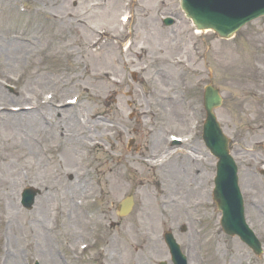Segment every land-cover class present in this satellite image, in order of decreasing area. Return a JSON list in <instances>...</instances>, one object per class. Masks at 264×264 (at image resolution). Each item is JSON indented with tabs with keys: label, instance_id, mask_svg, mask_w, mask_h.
Returning a JSON list of instances; mask_svg holds the SVG:
<instances>
[{
	"label": "rangeland",
	"instance_id": "rangeland-1",
	"mask_svg": "<svg viewBox=\"0 0 264 264\" xmlns=\"http://www.w3.org/2000/svg\"><path fill=\"white\" fill-rule=\"evenodd\" d=\"M9 1L7 5L0 2V78L13 93L1 87L0 106L27 107L51 95L57 102L53 105L63 106L78 97L76 108L58 110L68 114L75 109L84 118L91 113L103 116L102 129L79 130L83 136L90 130L100 144L99 149L89 151L87 177L96 183L98 171L110 167L114 179L100 189L117 193L96 194L70 217L68 207L51 201L46 193L49 186L62 187L63 180L73 182L79 176L76 169L64 166L63 148L42 134L41 145L34 147L31 158L27 150H14L16 137L11 132L0 130V141L5 140L0 142V229L5 222L13 223L7 234L0 232V259L3 249L11 245L21 264H52L43 248L50 242V254L60 264H171L162 239L163 233L171 232L188 264H264V17L224 41L212 33L196 34L178 0H130V29L117 21L127 13L129 0ZM100 1L107 7L104 14L93 6ZM164 17L173 18L174 26L164 28ZM105 30L121 34L120 42L125 39L122 35L132 32L131 47L126 51L106 41L107 34L100 35ZM94 40L101 48L91 53L95 49L89 44ZM140 48H144L143 55L137 51ZM4 50L10 62L1 55ZM177 60L181 63L174 66ZM80 62L110 78L92 83ZM158 68L167 77L156 80ZM110 81L118 82L114 91ZM209 83L222 97L215 115L230 139L246 221L262 246L259 257L237 238L223 234L212 202L215 159L201 140L202 97ZM154 89L161 95H150ZM166 90L179 98L178 105L165 101ZM101 94L107 96L100 101ZM175 106L176 114L172 113ZM155 115L160 118L156 120ZM109 123L117 125L116 133L110 131ZM50 132L56 137V132ZM172 136L192 143L172 149L168 143ZM158 152L163 156L172 152L163 169L141 159ZM183 153H192L195 162L183 164V172L177 175L173 170ZM187 180L195 187L188 194L183 192ZM27 187L39 191L31 210L19 203ZM158 190L161 206L151 196ZM128 196L133 197L132 212L120 218L118 205ZM11 198L16 210L9 208ZM44 198L46 208L41 213L38 207ZM43 226H55L45 240L38 235ZM107 239L112 240L109 247ZM134 244L141 248L147 244V248L140 252ZM81 245H87L84 252ZM156 246L157 252L152 250ZM105 250L113 251V260L106 261Z\"/></svg>",
	"mask_w": 264,
	"mask_h": 264
},
{
	"label": "bare ground",
	"instance_id": "bare-ground-1",
	"mask_svg": "<svg viewBox=\"0 0 264 264\" xmlns=\"http://www.w3.org/2000/svg\"><path fill=\"white\" fill-rule=\"evenodd\" d=\"M0 2H2L5 5L11 3V1L9 0H0ZM105 8L107 7H104L101 10L96 9L95 11L103 12L104 14ZM110 8L111 7H108L107 10L109 11ZM139 9L141 8L139 7ZM114 19L115 18H112V20ZM123 19H126V18L123 17ZM115 22L116 21H113L114 25L117 24ZM205 32L206 31L202 33H205ZM127 44L125 46H127ZM131 45H132V41L130 45L126 47V51L131 47ZM89 46H91V48H95L97 46V42H94V43L92 42L89 44ZM100 48L101 47L99 45L98 49H96L94 52H91V53H96L98 50H100ZM143 50L144 48H140V50H137V51L141 55H143ZM3 52L4 53L1 54L3 58L8 59L7 62H10L11 60L10 57L8 55H5L8 52H6V50H4ZM80 63H81V66L83 67L84 73H87L90 76L88 78H89V81H91L92 83L97 84L99 82H102L103 80H107L110 78L107 73L92 71L91 64L87 65L84 62H80ZM175 65H178V64L175 63ZM154 75H155L156 80L161 79L162 76L167 77V75L165 74V72H163L161 68H158ZM41 80L42 78H39V79L37 78L38 82H40ZM117 83L118 82L116 81H110V85L113 86L112 91H114L115 87H117ZM150 95L159 96L161 95V93H159L158 90L154 89L150 92ZM163 95L165 96L164 98L165 101H169V103H171L172 105L179 104L177 103L179 101V98H177L176 96H173L171 93H169L168 90L164 91ZM106 96L107 94L106 95L101 94L98 98L101 101ZM25 101L26 103L30 102L29 100H25ZM47 103L49 104L42 105V103H36L35 106L34 105L32 106L31 104L30 107H26V108L22 107L18 109L16 113H13L11 110H8V109L1 110L0 130L4 131L3 133H6L8 131L11 132V134H13L16 137L15 143L17 144V149H14V150H17V151L27 150L28 155L31 158L34 157L35 155L34 151H35V148L37 149L36 146L41 145V141L38 138L41 137L42 134L44 135L47 134V136L50 137V139L53 140V142H57L56 143L57 146L63 148V151H61V153L64 159V166L70 167L72 169H76L79 172V176L74 177L73 182H68L67 180H63L62 187H55V186L50 187L49 186L50 188L48 187V192L46 193H47V197L51 201L54 200L57 203L63 202L64 207H68L69 209V211L67 212L68 215L72 217V215H74L77 209L79 211L83 209V206H84L83 203L86 200L88 201L89 199L94 198L96 194L99 197H102V196H109V195L114 196L117 193V191L110 190V189L107 191H104V189H100V187L102 188L106 182L111 183V180L114 179L112 177V173L108 171L110 167H108L105 170L103 169V171H100V170L98 171L96 183H92L91 180H89V178L87 177V172L88 170H90V167H91V163L89 162L90 159H88L89 151L91 152L93 149H99L100 144L97 138L92 137L90 130L86 132L84 136L83 134H80L79 130L83 127L84 128L86 127L87 129L91 127L96 128V129H102V127L104 126L103 125L104 120L102 118H99L97 114L95 113H91L90 115L87 116V118H84V116L78 113L75 109H72V111L67 114V111L65 109L58 110V109H55L51 105L50 101ZM77 106L78 104L74 105V108H76ZM173 112H175V114L177 113L176 106L174 110H172V113ZM54 115H58L59 116L58 118L60 119L56 120V118H54ZM82 117L84 118L83 120H81ZM159 118H160V115H157L156 120H158ZM62 125L65 128L62 129ZM50 131L56 132V137H54V135H51ZM35 136L36 138H34ZM0 142H5V140L3 139ZM156 144H157V141H156ZM185 146H189V144ZM49 152L50 151L48 150V153ZM84 153L86 155L85 157H84ZM171 155L172 153H167L166 156L164 157L160 156L159 157L160 161L156 159L157 155L153 156L152 154H149L150 159H148V157L146 158L144 157L145 159H143L142 157L141 159L145 163L150 164V166L153 165L157 169L162 167L163 169L164 165L162 166L158 164V162L161 164H164V160L168 159V156H171ZM180 160H181L180 163H179V159L178 161H176V164L173 170V172L177 175H179V172L181 173L183 172V164L193 165L195 162L194 155L192 153H183V156L180 158ZM40 169H41V166H38L36 169L37 173L40 172ZM12 180L14 179L12 178ZM3 181L4 179H1V183ZM183 184H184V189H183L184 193L188 194V191L195 190V187L191 185V180H187ZM151 196L155 199L156 203L157 204L160 203L159 206H161L162 193H160L158 190L155 193V196L153 194ZM46 199L47 198H44L39 204L38 211L41 213H42V210L46 208L45 206ZM13 201H14L13 198H11L10 203H9V208H12V210L15 208L13 206ZM56 202H53V203H56ZM51 207L53 209L58 208L57 205L55 206V204H52ZM255 211L256 210H252V213L256 214ZM41 213L39 214L41 215ZM12 224L13 223H11L10 221L5 222L2 226L3 228L0 229L1 235L7 234L8 231L11 230ZM43 227L42 228L39 227L38 235L41 237L42 240H45L46 236H48L50 233H53V231H55V228H54L55 226L53 227L47 226L46 228L45 227L43 228ZM28 230H29V227H28ZM44 232L46 233L45 236H44ZM148 241L150 242L152 241L150 237H148ZM111 243H112V240L107 239L108 247L111 245ZM50 246H51L50 242L49 244L46 243L45 246H43V248L46 250L44 251V254L47 255L49 258L51 257L50 260L53 261L52 264H60V260L58 259V257L51 256L50 251L52 250ZM134 246H132V248L138 247L140 249V252H143L147 248V244H144L142 248L141 246H138L135 244ZM13 247L14 246L11 247L10 245L9 247H7L5 252H3L2 257H1V264H21L20 256L18 255L17 250ZM152 250L157 252L158 246L152 247ZM106 253L107 251L105 250V252H103V255L106 258V261L113 260V257H114L113 251L110 250V253H107V254Z\"/></svg>",
	"mask_w": 264,
	"mask_h": 264
},
{
	"label": "water",
	"instance_id": "water-1",
	"mask_svg": "<svg viewBox=\"0 0 264 264\" xmlns=\"http://www.w3.org/2000/svg\"><path fill=\"white\" fill-rule=\"evenodd\" d=\"M180 1L181 8L193 20L198 29L210 28L222 38L231 37L242 24L259 15H264V0ZM204 100L208 116L204 131V141L212 154L219 160L217 164V177L215 179L214 201L222 212L221 224L227 234L239 235L242 241L246 242L256 253H259L258 243L253 237H248L242 231L244 221L242 219L241 201L235 177L236 171L231 159L227 155L226 140L214 122L212 109L219 107L221 104L218 91L207 87ZM34 196L35 193L26 192L24 202L26 208L29 209L31 207ZM130 207L131 200H125L121 205L122 212L120 214L128 213ZM166 242L170 247L175 263L183 264L177 248L169 235L166 236Z\"/></svg>",
	"mask_w": 264,
	"mask_h": 264
}]
</instances>
